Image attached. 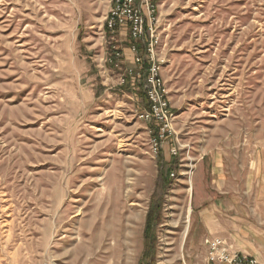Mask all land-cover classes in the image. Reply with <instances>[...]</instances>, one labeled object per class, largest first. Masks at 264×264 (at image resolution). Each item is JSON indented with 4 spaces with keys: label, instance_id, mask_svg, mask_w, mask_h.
Listing matches in <instances>:
<instances>
[{
    "label": "rangeland",
    "instance_id": "374dc122",
    "mask_svg": "<svg viewBox=\"0 0 264 264\" xmlns=\"http://www.w3.org/2000/svg\"><path fill=\"white\" fill-rule=\"evenodd\" d=\"M110 4L0 0V264H203L214 160L264 174V0H157L158 152Z\"/></svg>",
    "mask_w": 264,
    "mask_h": 264
},
{
    "label": "built area",
    "instance_id": "2783aa9c",
    "mask_svg": "<svg viewBox=\"0 0 264 264\" xmlns=\"http://www.w3.org/2000/svg\"><path fill=\"white\" fill-rule=\"evenodd\" d=\"M110 3L104 17L105 32L110 35H115L118 31L127 32L132 55V66L124 69L120 83H125L127 78L131 84L142 79L141 89L148 108L140 117L153 122L150 147L158 152L165 140H176L177 132L174 128L175 117L159 74L160 62L155 56L158 42L155 29L157 0H110ZM115 55L120 56L119 52ZM170 153L172 156L177 155L178 150L174 145H171ZM205 246L203 264H262L253 257L233 250L231 245L218 237L205 240ZM181 264L187 263L182 259Z\"/></svg>",
    "mask_w": 264,
    "mask_h": 264
},
{
    "label": "crops",
    "instance_id": "0c3cea01",
    "mask_svg": "<svg viewBox=\"0 0 264 264\" xmlns=\"http://www.w3.org/2000/svg\"><path fill=\"white\" fill-rule=\"evenodd\" d=\"M124 54H130L124 49ZM211 203L198 210L201 225L211 237H218L264 264V174L250 167L228 172L214 160Z\"/></svg>",
    "mask_w": 264,
    "mask_h": 264
},
{
    "label": "trees",
    "instance_id": "16d2710c",
    "mask_svg": "<svg viewBox=\"0 0 264 264\" xmlns=\"http://www.w3.org/2000/svg\"><path fill=\"white\" fill-rule=\"evenodd\" d=\"M137 84V85H136ZM141 84H142V79H139V80H135L134 81V84L131 85V82L130 80H126L123 85V87L125 89H127V91H134V90H137L135 89V86H139L140 90H138L137 92L144 97L145 99V96H144V93H143V90L141 89ZM154 210L151 209L150 212H148L147 216H146V222H145V228L143 230V233H144V242H145V248H147L148 250L151 249V241L153 239L152 234L150 233V230L152 229V225L154 222H156V217L154 215ZM153 259H151L152 261ZM151 261H149L151 263Z\"/></svg>",
    "mask_w": 264,
    "mask_h": 264
}]
</instances>
